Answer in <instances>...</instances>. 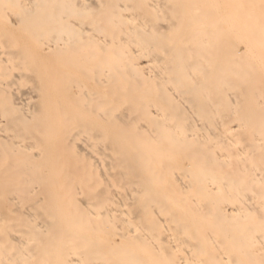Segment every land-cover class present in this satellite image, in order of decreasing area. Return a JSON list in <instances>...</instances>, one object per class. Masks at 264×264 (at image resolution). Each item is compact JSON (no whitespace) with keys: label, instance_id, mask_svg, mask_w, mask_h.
<instances>
[{"label":"bare ground","instance_id":"6f19581e","mask_svg":"<svg viewBox=\"0 0 264 264\" xmlns=\"http://www.w3.org/2000/svg\"><path fill=\"white\" fill-rule=\"evenodd\" d=\"M0 264H264V0H0Z\"/></svg>","mask_w":264,"mask_h":264}]
</instances>
